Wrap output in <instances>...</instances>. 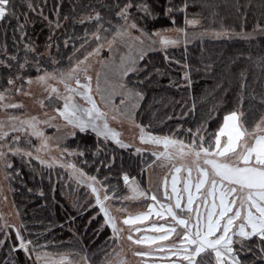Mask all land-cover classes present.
<instances>
[{"label":"snow or ice","instance_id":"obj_1","mask_svg":"<svg viewBox=\"0 0 264 264\" xmlns=\"http://www.w3.org/2000/svg\"><path fill=\"white\" fill-rule=\"evenodd\" d=\"M48 5L49 0H0V26L12 29L11 46L7 28L0 41V110L7 113V120H0V168L6 181L22 175L13 157L19 158L21 166L29 165L33 174V161L41 168L68 170L94 199V204L77 200L73 207L78 213L85 207H98L104 218L100 230L110 228L109 240L115 246L106 241L101 248L91 249L79 238L80 226L73 215L66 224L74 245L65 251H47L57 245L40 244L39 235L28 238L33 233L25 235L24 222L12 224L0 215V264H128L121 256L120 242L125 240L131 254L142 258L140 264H146L145 257L161 264H264V55L232 58L222 68L211 57L201 59L202 68L182 65L185 83L173 86L191 87L193 71L216 77L210 93L216 103L195 130L180 126L158 135L151 123L137 122L146 90L162 74L154 65L150 67V53L159 49L171 63L168 49L183 44L187 51L194 40L251 41L264 36V20H257L252 31H247L245 10L256 5L251 0H70L64 11V0H52L51 11L45 14ZM190 8L201 11L190 17ZM179 14L184 17L182 27L177 25ZM260 16L264 18V0H260ZM228 17L233 23L227 22ZM161 18L173 27L154 30L152 22ZM38 22L48 29L42 45L30 35ZM62 47H71L67 65ZM33 85L42 89L41 98L33 97ZM17 95L32 98L44 118L27 111L21 115L8 112L26 109L23 102H12ZM221 106L227 113L217 130L209 132L207 125ZM195 110L193 102L188 111ZM113 122L137 132L126 141ZM46 129L53 134L47 135ZM181 135L188 140L180 139ZM110 142L138 155L150 153L155 159L148 167L158 161L168 171L159 187L155 191L142 187L124 171L121 178L131 194L121 197L111 176L98 178L100 167L96 174L85 171L91 166L89 154L95 158ZM53 151L58 156L51 155ZM105 156L99 163L111 172L116 157ZM68 157L83 158L84 166ZM140 199L152 201L147 211L123 218L113 214L108 204ZM115 212L123 214L126 208ZM153 214L165 223L140 227ZM51 231L48 227L47 232ZM58 247L65 245L61 241Z\"/></svg>","mask_w":264,"mask_h":264},{"label":"trees","instance_id":"obj_2","mask_svg":"<svg viewBox=\"0 0 264 264\" xmlns=\"http://www.w3.org/2000/svg\"><path fill=\"white\" fill-rule=\"evenodd\" d=\"M69 2L70 0H64V11H67V4ZM241 2L243 3L245 0H241ZM251 2L256 7L245 10L248 16L247 31L249 32L252 31V27L257 20H264L260 16V0H251ZM51 3L52 0H49L45 14L50 13ZM199 11H201L199 8H190V17L193 12ZM207 14L205 12V15ZM176 20L177 25L182 27L184 21L183 14L177 15ZM227 22L233 23L232 17H228ZM13 24H15V21H13ZM152 25L154 26V30L173 27L171 22L165 18H161L159 21H153ZM5 28H7L9 37L8 43L11 46L12 29L11 27H7V25L0 26V41L4 39ZM30 35L42 45L48 35V29L38 22L35 27V32L30 31ZM77 46H79L78 42ZM168 53L173 58L171 63L164 59V52L159 49L150 53V67L154 65L155 68L160 69L162 74L157 76L154 84L146 90L145 100L142 101L141 109L137 115V122L145 125L151 123L152 131L158 135L170 134L180 126L183 129L192 128L195 130L208 110L216 103L212 95H210L216 79L212 74L206 75L203 71L199 73L193 71L191 74L193 81L191 87L173 86L174 83L179 85L185 83L182 80L184 72L182 65L184 63L192 65L193 68H202V64L200 63L201 59L203 58L206 61L211 57L216 61V66L222 68L227 66L229 60L232 58L239 60L242 56L247 57L248 55L256 58L264 55V36H257L251 41L243 39L213 40L205 38L203 42L194 40L189 43L187 51H185L183 44H181L179 47L169 48ZM61 54L64 57L63 64L67 65L66 57L72 54L71 47L67 49L62 47ZM176 61H180V63H176ZM252 71L258 72L257 69H253ZM32 74L34 76L35 72L33 71ZM193 102L196 104V110L195 112H189L188 109L191 108ZM228 107H231V105ZM226 113L227 109L224 106H221L218 112L213 113V119L207 125L209 132H215L217 130ZM168 116H172L173 119L169 120L167 118ZM179 138L185 141L188 140L186 135H181ZM75 147V144H71V148ZM89 147H92L91 140H89ZM92 150L95 151V149ZM105 153L108 158L112 155L116 157V162L111 172L99 163V161L106 159ZM80 159L74 157L78 166L83 167L84 165L80 163ZM88 159L91 166L85 167V170L91 174H96L95 169L100 167L101 171L98 177L103 179L104 175L111 176V184L119 185V194L123 197L127 194V188L124 186L121 178L123 172L127 171L131 176L136 177L141 185L145 186L146 167L148 164L153 163L155 158L150 153L138 155L132 149H120L110 142L104 149V152L95 158L89 154ZM13 164L22 173L20 178H13L12 182H14L15 186L17 185L15 195L23 211L22 221L27 226L25 235L27 236L28 232L33 233L28 238L36 239V236L39 235L40 244H48L51 242L57 245V247L50 246L48 249L52 251H65L75 243L73 237L68 232V226L66 224L69 216L75 215L77 216L76 225L80 226L78 236L83 243L89 245L93 250L104 246L106 241L109 245H112V241L109 240V237L112 235L110 228L105 226L103 230H100L101 225L104 224V218L103 214L99 213L98 207H85L80 213L73 207L74 202L77 200H80L81 203H86L91 200L94 204V199L88 195L85 187L75 183L71 176L68 175L66 169L58 166L53 169L41 168L40 165L33 161L32 166L36 168V173L33 174L29 165L24 164L21 166L19 158H16ZM67 183L74 196L73 200H69L64 195ZM28 189H32L33 191L29 192ZM40 191L44 192V196L39 195ZM93 216L96 219L92 220L91 224H88V221ZM61 224H65L63 229L59 227ZM48 227H51V233L47 232ZM61 241L65 245L64 248L58 247ZM112 246L114 247L115 245ZM108 250L111 251V247ZM19 257L23 259V253H19Z\"/></svg>","mask_w":264,"mask_h":264},{"label":"rangeland","instance_id":"obj_3","mask_svg":"<svg viewBox=\"0 0 264 264\" xmlns=\"http://www.w3.org/2000/svg\"><path fill=\"white\" fill-rule=\"evenodd\" d=\"M169 28H172V27H169ZM157 30H162V29H157ZM168 35H174V33H168ZM77 47H79V46H77ZM105 55H107L106 52H105ZM93 63H95V61H93ZM95 66L97 68H99L98 64H96ZM31 91L33 93L34 98H41L42 97V89L39 86L33 85L31 88ZM12 102H16V103L23 102L26 106V109H22V110L9 109L8 112H11V113L16 114V115H21L24 111H27L28 114L40 115L41 119L44 118L42 115V110L39 108L38 105H36L33 102L32 98L17 95V96L12 98ZM49 114H52V113L50 112ZM0 120H3V121L7 120V113L3 110H0ZM112 126L115 127L118 131H121L123 133V138L126 141H130L132 139L133 135L136 134V132H137V130H135V129H130L127 124L120 125V124H116L115 122H113ZM46 134L52 135L53 130L52 129H46ZM160 150H163L162 147ZM51 155L58 156V153L53 151L51 153ZM16 158L17 157H13L12 162H14V160ZM46 159H47V157H46ZM67 159L70 162L77 163L74 160V157H68ZM67 173H68V175H70L68 170H67ZM89 174H91V173H89ZM166 174H168L167 169H162L159 166L158 161L156 162V164L152 168H149L147 166L146 167V184H145V186L142 185V187H145V188L151 187L152 190L155 191L160 185L161 178ZM184 175H185V173L181 174L182 177ZM194 177H195V173H194ZM149 181H151V183H149ZM170 183H171V176L169 175V191H170ZM178 186L182 187V184H180ZM10 188L12 190H10ZM16 189H17V185L15 186V184H14V182H12V180L6 181L4 179V172H3L2 168H0V215H2L5 220H7L9 223H12V224H19L20 222H23L22 221L23 220V217H22L23 211H22V208L20 207L19 202L16 200V195H15ZM85 189L88 192V195L92 198L90 190L87 188H85ZM161 192H162V189H161ZM64 193H65L64 195L69 200L74 199V196L71 193V190L69 189L68 183L66 185ZM126 193H127L126 195L131 194L128 189H127ZM5 196L7 197L6 201L4 199ZM185 196H186V194H185ZM149 203H152V201L143 200V199H140V200H122L120 203H118L116 201H109L108 202V204L112 206L113 214L120 216L121 218H123V216H126L127 214L135 215L137 213L147 211V205ZM120 207L126 208V212L123 214L116 213L115 209L120 208ZM201 210L203 211V209H201ZM17 212H19V214H20L19 217H17V215H16ZM154 222L165 223L164 220H160L158 217H156L153 214L150 217V219L148 221H145L144 225H141L140 227L148 228ZM147 234L153 235L154 233H147ZM120 243L124 249V251L121 253V256H123L128 261V264H140V260L142 258L134 257L131 254V252L128 250V248H129L128 242L125 240V241H121ZM46 250L52 251L50 249H46ZM117 259H119V257H117ZM143 259L146 262V264H161V262L159 260L154 261L153 258H151V257H145Z\"/></svg>","mask_w":264,"mask_h":264},{"label":"crops","instance_id":"obj_4","mask_svg":"<svg viewBox=\"0 0 264 264\" xmlns=\"http://www.w3.org/2000/svg\"><path fill=\"white\" fill-rule=\"evenodd\" d=\"M172 259H176L175 257H173Z\"/></svg>","mask_w":264,"mask_h":264}]
</instances>
